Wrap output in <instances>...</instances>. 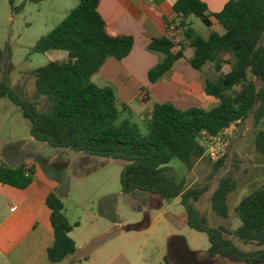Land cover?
Wrapping results in <instances>:
<instances>
[{
  "label": "trees",
  "instance_id": "16d2710c",
  "mask_svg": "<svg viewBox=\"0 0 264 264\" xmlns=\"http://www.w3.org/2000/svg\"><path fill=\"white\" fill-rule=\"evenodd\" d=\"M7 1L12 13L21 11L15 0ZM77 1V7L30 51L66 52V61L49 62L30 73L34 80L30 98H21L0 80V100H9L29 121L30 136L48 148L125 162L120 174L122 194L139 191L166 201L180 199L187 227L207 236L206 258L264 264V182L253 186L234 208L239 226L230 233L223 227H210L207 217L193 205L208 192V185L186 187V178L177 180L169 165L177 160L191 171L202 160L210 162L199 140L202 133L214 136L231 124L240 128L250 118L257 128L264 120V0H231L217 13H210L200 0L175 1L178 25L147 44V51L160 56L148 72V81L154 84L169 74L185 58L186 48L192 50L187 62L194 71H202L208 63L217 72L225 66L229 71L216 82L206 81L204 93L217 100L214 107L180 110L172 104H155L144 119L145 134L132 123L133 113L118 103L112 89L93 81L107 58L121 61L130 54L133 38L107 27L98 12L102 0ZM193 18L207 30L206 37L193 26ZM213 23L223 32L214 30ZM9 59L8 50L0 51V74ZM42 99L49 104L47 111L38 110ZM254 145L264 157V131L257 130ZM226 158L227 153L213 163V173L224 166ZM34 173L32 165L0 164V184L25 190ZM236 189L232 175L219 180L210 197L211 211L217 217H229L228 199ZM45 205L53 233L47 259L58 264L75 253L69 235L79 223L69 222L55 192L46 196ZM228 234L255 249L241 250ZM165 264H169L167 259Z\"/></svg>",
  "mask_w": 264,
  "mask_h": 264
},
{
  "label": "rangeland",
  "instance_id": "374dc122",
  "mask_svg": "<svg viewBox=\"0 0 264 264\" xmlns=\"http://www.w3.org/2000/svg\"><path fill=\"white\" fill-rule=\"evenodd\" d=\"M61 4L58 0H15V5L22 9L19 13H12L8 1L0 0V51L10 52V59L3 64L0 80L4 79L21 98H30L34 93L32 71L49 62L67 59V53L60 51L30 54L40 38L65 18ZM193 26L203 37L207 36V30L195 18ZM190 54L191 51L187 55ZM182 64L185 65L186 61L180 60L177 66ZM187 70L196 78L216 82L229 71V67L225 66L217 72L213 64L208 63L202 71H194L189 65ZM216 103L215 99L203 93L193 106L209 110ZM48 107L46 99H42L38 110L47 111ZM132 123L138 126L141 133H146L143 119L134 118ZM258 129L264 131V120L257 128L253 118L235 128L225 149L226 162L217 173H213V163L208 160L198 162L191 171H187L177 160L169 164L171 174L177 180L186 178V187L208 185V192L193 205L207 217L210 227H223L233 232L239 226L234 208L253 186L264 182V157L257 153L254 145ZM0 164L9 167L27 164L35 169L32 184L25 190L0 184V221L10 215V205H15L21 212L23 200H44L48 193L55 192L64 204L69 222L79 223L70 235L78 247V253L73 258L80 260L81 264H127L125 257L129 256V248L122 256L110 261L107 259L108 248L115 244L118 249H124L135 237L136 244L145 245L143 255L147 256V264H164L160 256L167 247L163 238L168 232H174L185 241V252H180L174 264H237L230 259L206 258L205 252L209 247L207 236L187 227L185 211L179 199L166 201L139 191L122 194L120 174L125 162L46 147L30 136L29 121L7 99L0 100ZM228 175H232L237 182V189L229 196V217L223 220L211 211L210 197L219 180ZM24 207L31 209L25 215L26 225L38 216L42 228L44 222L41 221L38 205L26 204ZM120 233H123L122 237H118ZM227 237L243 251L255 249L254 246L243 245L230 234ZM84 243H88L86 249L81 248ZM6 248L0 252V264H21V247ZM91 252L95 253L94 258L86 263L85 258L90 257ZM132 264L142 262L138 259Z\"/></svg>",
  "mask_w": 264,
  "mask_h": 264
},
{
  "label": "crops",
  "instance_id": "0c3cea01",
  "mask_svg": "<svg viewBox=\"0 0 264 264\" xmlns=\"http://www.w3.org/2000/svg\"><path fill=\"white\" fill-rule=\"evenodd\" d=\"M58 1L62 3L61 7L65 17L78 5L77 0ZM175 1L102 0L98 7V12L107 27L117 34L132 37L134 43L130 54L123 60L107 58L93 81L98 86L112 89L118 103L126 105L131 110L133 119L147 118L155 104H172L177 109L181 108L180 110L193 108L194 102L200 100L204 93L206 80L196 78L187 70V65H189L187 61L192 56V50L189 48L185 49V58L181 59L186 61L185 65L177 66L179 60L175 63L173 70L163 79L154 84L148 81V72L158 63L160 56L147 51V44L152 39L167 36L168 27L173 29L178 25L179 18L173 11ZM200 1L207 6L210 13H217L231 0ZM212 28L220 33L223 32L216 23H213ZM189 51H191L190 56L187 55ZM130 94L133 95L129 96ZM45 198L44 200H23L20 204L21 212L15 205H10V215L0 221V252H4L7 249L6 246L9 250L21 247V264H50L47 259V249L52 244L53 233ZM26 204L38 205L41 221L44 222L42 228H40L38 216H34L32 223L26 225L25 215L31 212V209H25ZM72 233L73 231L70 234ZM69 236L74 241L71 235ZM122 236L123 233H120L118 237ZM163 242L167 243V247L161 253L160 258L164 264L165 259L169 264H174L180 252L182 251L183 254L185 252V241L180 240L174 232H168ZM74 243L75 253L58 264H81L80 260L75 261L73 258L78 253L77 244L75 241ZM136 243L137 237L131 239L124 249H118L113 244L108 248L107 259L110 261L122 256L123 252L129 248V256L125 257L127 264L137 262L138 259L142 264H147V256L143 255L144 243L141 245ZM87 244H82L81 248L86 249ZM94 255L95 253L91 252L90 257L85 258L86 263L90 262Z\"/></svg>",
  "mask_w": 264,
  "mask_h": 264
},
{
  "label": "built area",
  "instance_id": "2783aa9c",
  "mask_svg": "<svg viewBox=\"0 0 264 264\" xmlns=\"http://www.w3.org/2000/svg\"><path fill=\"white\" fill-rule=\"evenodd\" d=\"M235 128V124H231L214 136L202 133L199 140L201 145L204 147L205 154L211 163H216L224 156L225 149L229 141L232 139Z\"/></svg>",
  "mask_w": 264,
  "mask_h": 264
}]
</instances>
